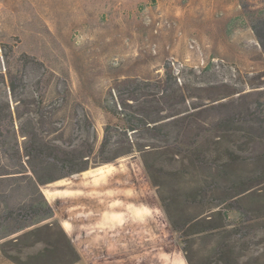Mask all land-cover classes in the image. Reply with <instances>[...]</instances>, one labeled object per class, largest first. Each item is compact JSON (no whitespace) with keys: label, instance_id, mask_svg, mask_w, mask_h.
<instances>
[{"label":"rangeland","instance_id":"374dc122","mask_svg":"<svg viewBox=\"0 0 264 264\" xmlns=\"http://www.w3.org/2000/svg\"><path fill=\"white\" fill-rule=\"evenodd\" d=\"M259 10L264 12V0H0V103L9 102L15 117L13 127L9 111L0 107V145L5 141L7 155L13 153L15 132L21 144L37 135L83 149L87 141L97 140L99 147L108 125L114 131L105 157H114L116 149L134 151L42 186L40 194L53 208L54 219L16 234L18 223L5 219L8 211L39 194L28 186L30 172L11 174L20 166L5 158L0 146V174L7 173L0 175V264L23 263L40 252L47 254L37 264H58V259L188 264L163 203L169 205L185 191L180 189L190 183L192 164L188 159L173 162L161 140L131 131L108 105L163 125L174 117L196 120L199 130L204 127L198 131L203 145L210 139L208 129L222 123L226 143L242 152L263 153L264 47L252 28ZM23 55L38 63L24 67ZM10 79L17 83L14 93ZM83 109L94 120L96 140L79 123ZM177 131L179 127L172 128ZM175 167L186 174L184 180L172 176ZM255 169L257 175L263 172V181L264 164ZM244 170L243 176L252 174ZM253 191L239 202L252 210L264 202V185ZM260 224L252 221L241 230L248 238L237 236L226 257L216 253L210 234L195 238L193 262L264 264ZM62 231L78 257L70 252V258L67 248L55 255L46 251L62 245Z\"/></svg>","mask_w":264,"mask_h":264},{"label":"trees","instance_id":"16d2710c","mask_svg":"<svg viewBox=\"0 0 264 264\" xmlns=\"http://www.w3.org/2000/svg\"><path fill=\"white\" fill-rule=\"evenodd\" d=\"M253 17L252 28L264 47V36L261 33L264 30V12H261V10L254 12ZM23 58H26L24 59V67L30 63H38L36 59H31L28 55H23ZM23 86H26V83H23ZM8 87L10 92L14 93L17 88L16 81L10 79ZM134 98L137 100V97ZM124 104L125 101L122 100V105ZM2 105L9 111L7 121L14 127L15 117L9 102L0 103V107ZM108 110L121 117L131 131H146L152 138L161 140L164 144L162 148L168 149L167 152L170 154L173 162L180 163L188 159L192 164L194 172L189 175L190 180L187 181L191 184L189 183L181 187L180 190L185 191L179 196L173 197V201L169 203L171 209L168 204L165 205L163 203L165 200L162 201L173 230L179 234L182 249L188 264H195L190 254L195 238L206 237L210 234L209 236L216 240V253L219 256L226 257L232 254L233 240L237 236H242L241 240L248 238V234L241 230L247 228L250 222L261 221L264 224V216L262 214L264 210V205L262 204L264 202H256L257 206L253 210L252 207L245 208L239 203L244 196L251 193L247 197L248 199L255 195L253 188L264 185V180L261 181L263 172L259 175L254 173L256 171L255 167L259 166V164H264V152L257 154L254 151H249V149H245V152H242L235 145L226 143V135L222 133V123L213 124L208 129L211 131L210 139L206 145H203L201 143L203 135L198 131H202L204 127L200 125L199 130L196 127L197 121L191 120V118L172 116L174 118L163 125L160 121L153 120L148 122V118L137 115L135 112L129 113L124 109L121 110L117 105L112 106L109 104ZM79 123L84 128L82 130H85L87 133H93V137L96 140L94 120L84 109L82 110ZM173 127H179L180 131L173 133ZM21 130V134H24L23 127ZM113 131V126H106L104 138L99 147L97 146V140L94 143L87 141L83 149L71 145V141L68 142L67 147H62L53 143L56 139L50 140L48 137H38L37 135H34L35 137L30 140L28 138L23 140L21 144L17 138V132H15L13 153L7 155V151L4 150L6 143L5 141L2 142L0 146L4 154L3 156L13 161L14 166H20V171L11 174H25V172H30L28 186H31L33 195L39 194V198L33 197L31 201L21 205L18 209L8 211L5 219H13L18 223V227L14 233H20L27 228L42 224L44 221L54 219L53 208L43 195L40 194V188L42 186L50 184L60 178L70 177L90 168L110 163L121 156L134 152L130 149H116L114 151L117 154L114 157H105V154L111 149ZM185 131H187L188 135H186ZM192 132L194 133L189 136ZM64 134L65 129H62L59 137L63 138ZM185 139H188L189 146H186ZM148 146L149 149L153 148L154 151H159L153 145ZM144 150L136 149L135 151L144 152ZM99 155L104 156V159H100ZM168 163H171V161H168ZM251 166L254 171L249 169ZM241 168H245V170L252 172V174L243 176L240 173ZM172 172H175L172 176L181 177V179L186 175L180 171V168ZM5 174L7 173L0 175ZM256 175L260 178L259 181L255 179ZM253 182L260 183L255 185V187H248L250 186L249 183ZM254 201L256 200H253V203ZM186 207L190 209L187 210ZM167 209L170 211H167ZM15 211H25L27 215L25 218H18V214L17 217L15 216ZM259 214L260 217L258 216ZM210 223H213V225H210ZM51 225L50 223L43 227L47 228L48 226L51 227ZM236 225H241L243 228L237 229ZM260 228L262 230L264 225L260 224ZM33 232L31 231V233ZM61 238V246H56L54 250L46 251L55 255L61 252V248H67L65 253L72 252L78 257L77 251L74 249L71 240L64 231H62ZM17 239L19 240L20 237H17ZM45 254L47 253L40 252L36 255V258L33 257L29 261L24 260L22 263L19 259L16 262L18 264H30L32 262L37 264L42 261V257ZM56 261H58V264H75L78 259L73 261L70 259L67 262L65 260L59 261V259ZM47 262L53 263L51 259Z\"/></svg>","mask_w":264,"mask_h":264}]
</instances>
